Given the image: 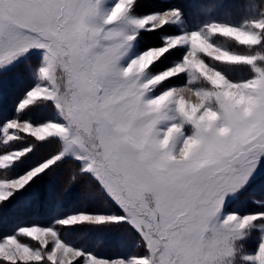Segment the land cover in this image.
<instances>
[{"label":"snow or ice","instance_id":"1","mask_svg":"<svg viewBox=\"0 0 264 264\" xmlns=\"http://www.w3.org/2000/svg\"><path fill=\"white\" fill-rule=\"evenodd\" d=\"M180 2L242 18L165 31L188 10L138 14L144 0H0V96L7 67L42 50L37 83L10 115L0 110V217L71 157L80 166L61 191L89 174L120 211H80L55 224L129 225L140 249L106 258L54 226L17 225L0 238V264H264V230L249 231L264 224V196L252 197L248 212L231 207L264 167V0ZM124 21L131 31L117 27ZM143 32L157 40L137 48ZM238 70L249 75L234 79ZM39 107L53 115H33Z\"/></svg>","mask_w":264,"mask_h":264},{"label":"rangeland","instance_id":"2","mask_svg":"<svg viewBox=\"0 0 264 264\" xmlns=\"http://www.w3.org/2000/svg\"><path fill=\"white\" fill-rule=\"evenodd\" d=\"M172 6H178L188 10L189 15L186 22H181L179 25H170L164 29L165 31L195 30L201 27L203 23L211 20L238 22L242 18L239 15H228L223 11V9L219 7L202 5L195 2H180V0H144V3L140 7L138 14H145L152 11H161ZM108 11L109 8L105 6L103 9L104 14H107ZM117 27L125 31H131V27L126 21L121 22L119 25H117ZM156 40L157 37L155 34L143 32L138 37V43L136 44V47H147L148 45L155 43ZM218 43H220L223 47L230 48L233 51H246L245 48L227 39L221 38L218 40ZM41 59L42 50L34 49L28 54L20 57L5 70V86L3 88L2 96H0V110H3L4 116H8L12 113L14 103L21 93L26 88L37 83V76L34 69ZM231 75L234 79H243L246 78L249 73L238 70L231 73ZM33 115L52 116L53 113L47 107H39L34 111ZM21 143H23V141ZM50 144H52L53 147H51ZM50 144H44L46 145V148L44 149H41L44 145L38 147L41 149L37 154L38 157L46 156L47 154L45 151L47 148H50L51 151H53L58 147V142H53ZM69 159H71V157H69ZM27 160L20 165L21 169L26 168L31 164V161ZM75 165L77 168L80 166L79 164ZM72 172L73 170H67L65 167L62 168L61 171L59 170L58 175L56 174L59 183H61L59 185H62L63 187L62 183L65 182L69 174ZM78 178H81L82 180L76 181L74 183L76 186H71L68 191L62 192V187L58 190L60 193H58V191H54V194H58L57 197H62L65 195L68 196V198L71 200L70 205L63 206L61 204L62 202L59 201L54 205V207L43 205L42 208L44 209V213L41 214V220H39L38 223L29 222L19 225L38 224L41 226H54L57 228L62 238L66 242L71 243L73 246L82 248L86 252H92L97 256L106 258H114L117 256L128 257L134 253H138L140 249L134 247L135 241L137 239V233L129 225L78 226L62 228L61 226L55 224L56 220L75 212L100 211L113 213L120 211L89 174H79ZM90 179L95 181V183L93 182V185L89 184ZM262 187H264V167L259 170L253 181L250 183L248 189L232 200V209L237 213H245L252 210L254 202L251 198L254 196H264V192L259 191V189ZM48 189L49 188H47V190ZM75 192H77V194H75ZM34 195V192L29 191L26 194L20 195L19 202H17V204L23 209L25 205H29V199L34 197ZM49 195H51V191ZM76 195H78V197L75 201L74 196ZM7 212L5 214H9ZM5 214L0 217V222ZM0 227L4 229V227H2V223H0ZM253 230L256 232L264 230V224L254 225L251 229H249V231ZM3 233L4 232L0 230V238L3 237ZM23 238L24 237H18L22 243H27L29 246L34 247L37 245L36 241H33L27 237H25V241ZM242 255L243 253H241V256ZM240 264H242V260Z\"/></svg>","mask_w":264,"mask_h":264},{"label":"trees","instance_id":"3","mask_svg":"<svg viewBox=\"0 0 264 264\" xmlns=\"http://www.w3.org/2000/svg\"><path fill=\"white\" fill-rule=\"evenodd\" d=\"M51 147H53L52 144H50ZM3 146H0V149H2ZM46 148V145H44L41 149ZM40 148H38L37 150H35V152L28 158L27 161H31V164L34 163L37 159L41 158L38 157V153L41 150ZM51 151L50 148H47L45 153L48 155ZM37 155V156H36ZM66 168L67 170L71 169L74 171V169L77 168V166L75 164H73V161L69 158H66L65 161L63 162V164L61 165V167L56 170L52 175L46 177V178H42L40 179L35 185L32 186L31 189H29V192H34V197H32L31 199H29V205H25V207L20 208L19 205L17 204V202H19V198L20 195L16 197V199L12 202L11 205H9V210L7 213L9 214H5V216L2 218L1 222L2 223V227H0V230L4 234H11L13 229H15V227L19 224H25V223H29V222H37L39 220H41V214L44 213V209L42 208L43 205H49L53 206L59 202H62L61 204L63 206L66 205H70L71 204V200L68 198V196H62V197H57L58 194H54V191H58L62 185H59L61 183H59L58 178L56 176V174L58 175L59 170L61 171L62 168ZM79 173H77V177H78ZM87 175V174H86ZM82 180L81 178H77V181ZM93 182L95 183V181H93L92 179H90L89 184L93 185ZM64 184V183H62ZM76 186V184H73ZM72 185V187H73ZM47 188H49L47 190ZM57 189V190H55ZM75 190V188H74ZM51 191V195H49ZM58 193H60V191H58ZM80 193V192H79ZM75 194H77V192H75ZM22 195V194H21ZM78 197V195L74 196V199L76 201V198ZM73 199V200H74ZM45 203V204H44ZM46 214V213H45ZM26 241V238H23Z\"/></svg>","mask_w":264,"mask_h":264}]
</instances>
